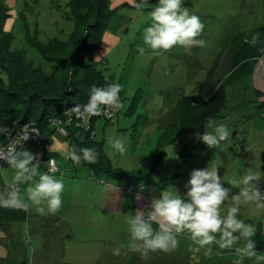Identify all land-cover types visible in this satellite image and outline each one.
Instances as JSON below:
<instances>
[{"label":"rangeland","instance_id":"rangeland-1","mask_svg":"<svg viewBox=\"0 0 264 264\" xmlns=\"http://www.w3.org/2000/svg\"><path fill=\"white\" fill-rule=\"evenodd\" d=\"M0 2L9 13L3 28L9 36L10 49L22 51L27 64L40 76L53 80L61 78L63 72L68 74L69 63L67 67L61 63L68 62L85 25L92 22L91 12L89 16L85 9L87 2L94 1ZM108 4L114 11L101 42L82 53L83 65L78 69L95 64L103 79L109 81L106 84L119 83L122 107L94 119V139L102 143L113 168L130 174H148L151 182L131 188L107 175L94 176L88 166L74 164L67 157L65 148L71 145L58 131L44 135L45 149L52 152L59 169L54 175L64 183L61 208L55 214L42 216L36 206H31L24 219L0 225V264H264L256 257H244L241 261L236 249L243 246V240L231 249H221L216 244L201 248L187 232L177 236L179 247L175 251L152 252L142 258L128 249V214L141 210L147 216L152 200L165 190L177 191L184 197L194 169L219 167L224 186L231 189L220 208L222 217L232 206L231 195L245 187L243 178L249 173L261 175L253 183L264 192V163L260 159L264 152V54L251 74L225 87L224 106L213 120L229 125V141L209 148L199 140L197 134L214 131L208 124L161 137L166 130L165 115L182 95L196 91L218 52L240 31L264 24V0H184L183 6L199 16L204 25L198 39H203L205 46L193 47L190 53L176 46L167 52L160 50V54L143 41L144 30L153 23L150 13L157 0H149L139 14L129 0H108ZM82 6L85 9H79ZM140 48L144 49L143 54ZM228 66V59L223 56L218 79L227 73ZM32 76L37 75L29 73L24 78L31 80ZM0 77L7 81V74L1 69ZM137 90H141L142 97L133 105ZM13 109L9 114L0 110V127L7 126L9 131L23 110L19 104ZM112 137L125 143V153L111 147ZM3 143L4 137L0 135V147ZM25 147L37 156L41 151L36 142L27 141ZM38 160L40 172H48V160ZM14 175L15 170L0 161V185L5 190ZM37 182L38 177L30 184ZM28 186L19 185L26 201ZM126 191L134 193L132 209L125 207ZM239 218L254 225L256 234L258 227L264 233V208L258 207L257 202L242 199ZM120 244L124 245L121 255H113L112 249ZM207 247H211V255L206 254ZM257 254L264 255L258 251Z\"/></svg>","mask_w":264,"mask_h":264},{"label":"clouds","instance_id":"clouds-1","mask_svg":"<svg viewBox=\"0 0 264 264\" xmlns=\"http://www.w3.org/2000/svg\"><path fill=\"white\" fill-rule=\"evenodd\" d=\"M129 2L138 14L149 5V0ZM183 5L184 0H157L152 9L150 16L153 23L144 30L143 41L157 54H160V50L167 52L176 46L183 47L188 53L193 47L205 46V41L198 39L204 28L202 21ZM259 37L258 32L252 34L247 42L250 46H255L260 42ZM139 51L143 54L144 49L140 48ZM121 90L119 83L105 87L93 85L88 102L84 105L75 104L66 109L64 114L69 118L74 115L85 124L92 116L110 114L113 109L122 107ZM226 119L230 120L231 117ZM208 127L214 131L197 135L209 148L230 140L231 131L227 123H217L209 118ZM32 134L39 135V130L26 125L13 136L7 126L0 127V135L9 140L7 147H0V160L15 170L8 191L0 192V207L27 212L31 206H36L37 213L42 216L55 214L62 205L64 183L54 175L57 170L54 165L49 167L48 172H40L37 154L25 147V142ZM109 144L120 154L127 150L119 137L110 138ZM65 151L74 164L79 165L81 161L90 164L98 162L99 152L95 148L84 147L77 150L75 147H66ZM36 177L38 182L32 186L30 182ZM260 179L259 174L246 175L243 178L245 187L238 194L231 195L232 206L227 209L226 217H222L220 208L229 198L231 189L224 186L219 167L194 169L187 182L188 190L184 197L177 191L165 190L158 199L152 200L151 211L147 216L141 210H137L135 215L128 214L131 234L128 249L140 254L142 258H147L152 252L175 251L179 247L177 236L187 232L201 248L216 244L221 249H231L243 240V246L236 249L241 261L244 257H256L257 260L264 261V255L257 254L256 241L253 239L256 234L255 226L239 218L242 199L255 201L258 207L264 208V192L253 183ZM21 184H29L26 188L27 201L20 193ZM153 224L157 228L154 229ZM123 247L120 244L113 248V255H121ZM206 254H212L211 247H207Z\"/></svg>","mask_w":264,"mask_h":264},{"label":"trees","instance_id":"trees-1","mask_svg":"<svg viewBox=\"0 0 264 264\" xmlns=\"http://www.w3.org/2000/svg\"><path fill=\"white\" fill-rule=\"evenodd\" d=\"M93 1L94 3L87 2L86 9L83 6L79 8L85 9L89 16L91 12L92 22L85 25L79 41L69 53L68 62L61 63L66 67L69 63L68 74L63 72L61 78H53V80L35 73L27 64L22 51L10 49L9 36L3 28L4 20L9 13L0 2V69L7 74V81L0 77V110L9 114L14 112L15 105L22 106L21 114L13 122L19 125L30 124L39 130L43 140L40 146L43 153L42 158H46L48 161L54 159L52 152L45 149L44 135L57 131L51 120L59 119L66 130L67 134L64 137L69 141L71 148L75 147L78 150L89 147L95 148L99 152L98 162L90 164L81 161L80 163L88 166L94 176L107 175L131 188L139 184L148 185L151 182L150 175L130 174L112 167L107 155L102 150V143L94 139L93 121L99 115L92 116L89 120V127L86 128L81 125V120L74 115L69 118L64 114L66 109L75 104L84 105L88 102L91 86L99 87L109 82L103 79L95 64L89 63L81 70L78 69L83 65L81 61L84 52L92 50L100 44L102 33L114 11L109 8L108 0ZM257 32L260 34V42L255 46H250L247 41L252 34ZM263 54L264 24L237 33L218 52L196 91L192 94L182 95L165 115L163 127L166 130L161 137L165 138L171 133L174 134L173 132L192 131L208 124L209 118L213 120L218 117L224 106L226 85L251 74ZM223 56L228 59L229 69L223 78L218 79L217 74ZM29 73L37 76L30 77L31 80L28 77V79L24 78ZM22 80L27 81L24 83ZM256 93L261 95L258 89H256ZM140 97H142L141 90H137L132 97V104L139 102ZM260 159L264 163V152L260 154ZM7 191L3 185H0V192ZM125 193V207L132 209L134 193L131 191ZM25 215L26 211L0 207V225H4L5 221L24 219ZM152 226L154 229L157 228L156 224ZM254 240L256 241V250L264 254V233L259 227Z\"/></svg>","mask_w":264,"mask_h":264},{"label":"built area","instance_id":"built-area-1","mask_svg":"<svg viewBox=\"0 0 264 264\" xmlns=\"http://www.w3.org/2000/svg\"><path fill=\"white\" fill-rule=\"evenodd\" d=\"M108 84H112V83H108ZM108 84H106L105 86H107ZM105 86H102V87H105ZM105 115H108V114H102L101 116H105ZM81 122V125L82 126H84V127H86V128H88L89 127V120L87 121V123L85 124V122L84 121H80ZM51 123H52V125H55L56 126V128H57V131L62 135V136H65L67 133H66V130H65V128H63V125H62V122H61V120H59V119H52L51 120ZM30 126V127H34V126H32V125H30V124H24V125H19V124H17V123H13L12 124V127H11V132H12V135L13 136H15L16 135V132L18 131V130H20L22 127H24V126ZM36 128V127H35ZM4 137V143H3V146L2 147H7V145H8V143H9V140H8V137H6V136H3ZM27 141H30V142H36L39 146H41V143L43 142V140H42V137H41V134H40V132H39V135H35V134H32L31 135V137H30V139L29 140H27ZM26 141V142H27ZM41 151L40 152H38V156H37V158L38 159H40V158H42V149H40ZM1 162H4V161H2V160H0ZM51 165H54L55 167H56V172L55 173H57L58 171H59V169H58V167H57V165H56V163H55V161H54V159H50L49 161H48V171H49V167L51 166Z\"/></svg>","mask_w":264,"mask_h":264},{"label":"crops","instance_id":"crops-1","mask_svg":"<svg viewBox=\"0 0 264 264\" xmlns=\"http://www.w3.org/2000/svg\"><path fill=\"white\" fill-rule=\"evenodd\" d=\"M56 162V161H55Z\"/></svg>","mask_w":264,"mask_h":264}]
</instances>
